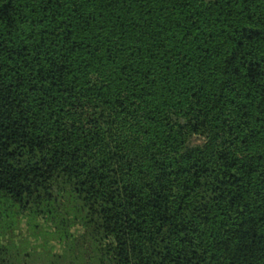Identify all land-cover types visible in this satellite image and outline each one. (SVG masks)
<instances>
[{"label":"trees","instance_id":"16d2710c","mask_svg":"<svg viewBox=\"0 0 264 264\" xmlns=\"http://www.w3.org/2000/svg\"><path fill=\"white\" fill-rule=\"evenodd\" d=\"M0 264H264V0H0Z\"/></svg>","mask_w":264,"mask_h":264},{"label":"rangeland","instance_id":"374dc122","mask_svg":"<svg viewBox=\"0 0 264 264\" xmlns=\"http://www.w3.org/2000/svg\"><path fill=\"white\" fill-rule=\"evenodd\" d=\"M11 218L5 221L0 218V247L7 245L10 250H15L17 246H21L25 240V233L28 231V226L21 221L9 223Z\"/></svg>","mask_w":264,"mask_h":264}]
</instances>
